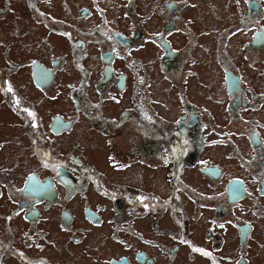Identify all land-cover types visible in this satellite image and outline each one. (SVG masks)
<instances>
[{
    "label": "flooded vegetation",
    "instance_id": "flooded-vegetation-1",
    "mask_svg": "<svg viewBox=\"0 0 264 264\" xmlns=\"http://www.w3.org/2000/svg\"><path fill=\"white\" fill-rule=\"evenodd\" d=\"M93 231L105 264H264V0H0V264Z\"/></svg>",
    "mask_w": 264,
    "mask_h": 264
},
{
    "label": "rangeland",
    "instance_id": "rangeland-1",
    "mask_svg": "<svg viewBox=\"0 0 264 264\" xmlns=\"http://www.w3.org/2000/svg\"><path fill=\"white\" fill-rule=\"evenodd\" d=\"M200 1L204 4L205 9H206L207 0H200ZM200 7H202V6H200ZM199 12H201L200 9L194 10V13H195L197 20H199V17L201 16V14ZM189 16H193V14H191ZM200 22H202V21H200ZM198 25L202 26L201 23H198ZM149 27L154 28V26L152 27L151 22H149ZM19 56L25 57V56H27V53L22 52L19 54ZM207 76H208L209 81L212 82L213 89H218V83H220V82L217 79L216 73H215V75H207ZM207 76H205V78ZM23 78L25 79L26 75H24ZM59 78H60L59 81H61V79H62L63 82L67 83L68 81L72 82L75 78V75L61 74L59 76ZM203 92H204L203 90L200 91V93H203ZM205 94H208V93L205 92ZM94 142L97 143V147H98L97 149L98 150L97 149L93 150V148H88V150L86 151V157L89 160H95V156H96L100 160L104 161L105 156H106L104 153H105V150H107V147L105 146V142L103 140H100V139H96ZM119 151H120V153H124L123 155L126 154V151L124 152L123 149H121ZM125 156H127V154ZM91 162H93V161H91ZM148 188L151 189L150 187H148ZM51 226H52V229L54 231V228H53L54 225L52 224ZM201 227H202V225L198 229L200 230ZM54 235H55V233H54ZM119 235L122 237V233H120ZM95 242L100 243V250L99 251L94 250V248H96V246L94 245ZM71 245H72V243H71ZM110 245H113V244L108 239H103L100 232H94L93 231L92 233H90V236L86 240V244L84 246L74 247L73 245L72 246L68 245V247L70 249L68 251L66 250L62 255H61V252H58L57 250L51 249V251H52L51 256L54 260L59 261V262H62L61 258H63L65 262L67 261L66 264H105L106 258H108L110 256L109 254H111V250L112 249L118 250V248L115 247L114 245L113 246H110ZM87 250H89V252L93 253V255H100L101 258L98 259V258H95L91 255H86L85 252Z\"/></svg>",
    "mask_w": 264,
    "mask_h": 264
},
{
    "label": "snow or ice",
    "instance_id": "snow-or-ice-1",
    "mask_svg": "<svg viewBox=\"0 0 264 264\" xmlns=\"http://www.w3.org/2000/svg\"><path fill=\"white\" fill-rule=\"evenodd\" d=\"M31 114V113H30Z\"/></svg>",
    "mask_w": 264,
    "mask_h": 264
}]
</instances>
